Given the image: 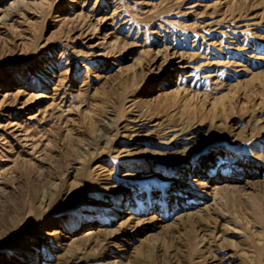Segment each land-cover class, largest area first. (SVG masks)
Wrapping results in <instances>:
<instances>
[{"label": "rangeland", "instance_id": "obj_1", "mask_svg": "<svg viewBox=\"0 0 264 264\" xmlns=\"http://www.w3.org/2000/svg\"><path fill=\"white\" fill-rule=\"evenodd\" d=\"M0 264H264V0H0Z\"/></svg>", "mask_w": 264, "mask_h": 264}, {"label": "bare ground", "instance_id": "obj_2", "mask_svg": "<svg viewBox=\"0 0 264 264\" xmlns=\"http://www.w3.org/2000/svg\"><path fill=\"white\" fill-rule=\"evenodd\" d=\"M231 48H232V46H231ZM139 121H140V120H139ZM139 123H140V122H139ZM131 126H132V125H131ZM141 126H142V125H141ZM132 127H133V126H132ZM132 127H131V128H132ZM135 129H136V128H135Z\"/></svg>", "mask_w": 264, "mask_h": 264}]
</instances>
